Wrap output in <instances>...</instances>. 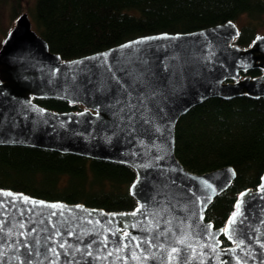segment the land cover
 Listing matches in <instances>:
<instances>
[{
	"label": "water",
	"instance_id": "water-1",
	"mask_svg": "<svg viewBox=\"0 0 264 264\" xmlns=\"http://www.w3.org/2000/svg\"><path fill=\"white\" fill-rule=\"evenodd\" d=\"M240 33L239 25L230 20L192 32L144 35L107 50L64 60L34 28L29 12L21 13L0 48V145L32 146L127 164L137 172L130 192L139 205L130 211L109 212L83 202L49 200L0 188V192L64 206L62 210L37 207L35 213L25 212L21 217L11 207V197H0L8 205L7 215H0V220L7 219L5 233L12 229V234L0 239V254L6 253L13 264H17L16 256L25 264L29 259L33 264L37 260L42 264H143L130 258L133 250L142 258L149 252L167 258L168 253L159 247L141 244L147 249L141 252L135 248L136 242L128 239L123 243L131 246L116 252L123 232L128 231L141 240L151 237L154 243L169 247L191 245L197 254L204 253L193 264H201V260L203 264H264V193L250 187L239 194L237 202L243 201L246 219L229 240L219 230L228 227L231 216L225 227L216 228L206 213L215 198L231 187L237 178L236 169L227 165L197 173L176 154L177 124L194 107L214 97H264V34L245 48L235 44ZM165 34L168 39L121 47ZM255 69L263 73L244 74ZM36 98L65 99L84 108L59 112L36 102ZM141 205L144 207L131 215ZM17 207L31 205L17 201ZM53 211L56 216L50 215ZM20 223L25 228L20 229ZM204 225L213 226L210 231L215 239L206 235ZM32 227L46 229L27 237L32 243L39 236L40 257L34 252L29 257L26 249L12 247L18 240L25 241L26 237L17 233L27 234ZM57 229L61 235L56 234ZM159 232L167 235L157 238ZM105 237L107 248L101 243ZM223 237L232 244L225 246ZM180 238L186 240L185 245L178 243ZM93 240L97 242L93 244ZM211 244L216 245V252L205 247ZM52 247L59 255L47 251ZM109 251L112 256H108ZM147 264L156 262L149 260Z\"/></svg>",
	"mask_w": 264,
	"mask_h": 264
},
{
	"label": "trees",
	"instance_id": "trees-1",
	"mask_svg": "<svg viewBox=\"0 0 264 264\" xmlns=\"http://www.w3.org/2000/svg\"><path fill=\"white\" fill-rule=\"evenodd\" d=\"M9 0H0L2 5ZM13 18L22 0L13 4ZM1 14V13H0ZM31 16L52 51L71 60L162 32H192L227 21L241 30L235 44L249 47L264 34V0H36ZM1 21V15H0ZM0 31L5 33L1 28ZM261 69L245 75L258 76ZM55 111H80L81 104L60 98H36ZM176 154L191 171L232 165L237 178L217 196L206 217L223 228L239 194L257 189L264 174V97L211 98L183 115L176 128ZM136 170L123 163L22 145H0V188L49 200L112 211L138 205L130 187ZM225 246L232 243L223 237Z\"/></svg>",
	"mask_w": 264,
	"mask_h": 264
},
{
	"label": "snow or ice",
	"instance_id": "snow-or-ice-1",
	"mask_svg": "<svg viewBox=\"0 0 264 264\" xmlns=\"http://www.w3.org/2000/svg\"><path fill=\"white\" fill-rule=\"evenodd\" d=\"M159 38L168 39L169 37L167 36V34H165L163 37H147V38H143L142 40L129 42V44L123 45L121 47L122 48H130L134 44L135 45H141V44H144L147 40L159 39ZM164 67H165V70H167L168 65H165ZM108 70L111 71L110 66H109ZM133 107H135V106H133ZM134 189H135V184L133 185V190ZM258 191L261 193H264V183H262L258 187ZM248 194L249 193H243L241 195L246 196ZM0 197H11L12 200L9 203L11 204V207L15 208L19 212V215L21 217L24 216L25 212L35 213L37 207H41V208L42 207H48L51 209L60 208L61 210L64 207L63 205H57V204H45L44 201H36V200L31 199L27 196H24L23 194H13V193L7 192V191L0 192ZM262 198H264V197H262ZM17 201L21 202L23 205H29L30 204L31 207H17ZM7 207H8V205L5 202L0 201V208L4 209V212L0 213V215H4V216L7 215ZM143 207L144 206L141 205L140 208H138L131 215H136ZM234 208H235V210L231 214V217L228 221V227L219 230L221 233L225 234L229 240H232L237 235V233L240 231V228L244 225L245 219H246L245 213L243 211V201L242 200H239L236 203V205L234 206ZM50 215L56 216L57 212L53 211ZM6 225H7V219L0 220V234H4V235H0V239H3L6 235L12 234V229H8L7 233H5ZM52 227L55 228L56 225H52ZM134 227H135V225H134ZM157 227H158V225H157ZM212 227H213L212 225H204L203 229L209 238L215 239V234L210 231V229ZM19 228L20 229L25 228V224L20 223ZM145 230L151 231V229H145ZM38 231H46V229H39L38 230L37 228L32 227L28 231L27 234H25L24 232L17 233L20 236H25L26 237L25 241L23 243H21L18 240L16 242V244L12 245V247L13 248L22 247V248L26 249L27 255L29 257H31L33 255V252L35 253V255L37 257H40L42 255V253L40 251L41 241H40L39 236L37 235L32 243H29L28 239H27V237L32 236L34 233H37ZM168 231H171L170 227H169ZM56 234L61 235L62 233H60L59 229H57ZM69 235H75V233L69 232ZM113 235H115V233H113ZM166 235H167V232H159L157 234V238L161 237V236H166ZM51 238L52 237H48L49 240ZM126 239H128L130 241H135L136 242L135 248H140L141 252L147 251V249L141 247V244H144V245H148L149 248L159 247L160 249H162L168 253L167 258L161 257L159 255V253H152V252H149L147 256H144L142 258L141 256L136 254L135 250H133L130 258L134 261H141L142 260L143 264H147V262L149 260L155 261L156 264H193L194 261L199 260L200 257H202L204 255V253H202V252L197 254L196 250L194 248H192L191 245H187L185 248H179V247H175V246L169 247L168 245H166L164 243H160V244L154 243L153 239L151 237H145V238H143V240H141V238L131 235V233L128 231L123 232V235L121 237L120 246L115 249L116 252H123L131 246L130 243L129 244L123 243V240H126ZM96 242L97 241H95V240L92 241L93 244H95ZM101 243H103L104 247L107 248L108 247V238L105 237V239L103 241H101ZM178 243L180 245H185L186 240L184 238H180L178 240ZM243 243H244V241L241 240L240 244H243ZM60 247L63 248V247H65V245L60 244ZM91 247H92V244H89L88 248H91ZM205 247H210L212 252H216V250H217L215 244L205 245ZM238 247H239V245H238ZM47 251L51 252L52 255H54V256L59 255V253H57V250L55 247L49 248ZM77 251H80V250L77 249ZM225 251H229V250H225ZM231 251H234V250H231ZM87 255L89 257H91L92 252H90V251L87 252ZM112 255H113V252L109 251L108 256H112ZM44 259L47 260L48 256L44 255ZM117 259H126V258L125 257H117ZM15 261L17 262V264H25V261H22L20 259V256H16ZM0 264H13V260L8 259L7 254L3 253V254H0ZM26 264H33V262L31 259H29V260H27ZM36 264H42V262L37 260ZM49 264H58V262L50 261ZM201 264H203L202 260H201ZM225 264H226V262H225Z\"/></svg>",
	"mask_w": 264,
	"mask_h": 264
},
{
	"label": "rangeland",
	"instance_id": "rangeland-1",
	"mask_svg": "<svg viewBox=\"0 0 264 264\" xmlns=\"http://www.w3.org/2000/svg\"><path fill=\"white\" fill-rule=\"evenodd\" d=\"M18 0H9L8 3L2 5L1 7V28L5 30V33L3 31H0V48L2 44L4 43V40L8 34V32L14 27L15 25V18H13V4L17 3ZM36 0H22V11L23 12H29L31 16V11L35 7ZM22 12V13H23ZM32 18V16H31ZM36 26L34 25V28ZM36 29V28H35Z\"/></svg>",
	"mask_w": 264,
	"mask_h": 264
}]
</instances>
